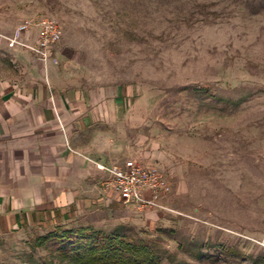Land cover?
<instances>
[{
	"label": "rangeland",
	"instance_id": "1",
	"mask_svg": "<svg viewBox=\"0 0 264 264\" xmlns=\"http://www.w3.org/2000/svg\"><path fill=\"white\" fill-rule=\"evenodd\" d=\"M37 14L62 23L48 59L36 31L17 32ZM0 37V79L53 68L63 87L125 94L84 147L171 183L165 207L120 201L63 228L144 238L160 264H264V0H0ZM54 230L1 235L0 264H75L59 240L38 243Z\"/></svg>",
	"mask_w": 264,
	"mask_h": 264
},
{
	"label": "crops",
	"instance_id": "2",
	"mask_svg": "<svg viewBox=\"0 0 264 264\" xmlns=\"http://www.w3.org/2000/svg\"><path fill=\"white\" fill-rule=\"evenodd\" d=\"M27 33L37 40L36 27ZM45 74L0 79V236L53 230L122 205L103 185L109 172L102 164L109 163L82 138L95 123L123 115L125 94L71 89L55 81L53 68Z\"/></svg>",
	"mask_w": 264,
	"mask_h": 264
},
{
	"label": "built area",
	"instance_id": "3",
	"mask_svg": "<svg viewBox=\"0 0 264 264\" xmlns=\"http://www.w3.org/2000/svg\"><path fill=\"white\" fill-rule=\"evenodd\" d=\"M34 27L37 28L35 49L48 59L50 50L62 38V23L56 15H30L22 19L17 32L27 33ZM102 166L109 172L103 185L116 192L123 204L138 208L165 207L163 201L172 187L157 167L143 166L135 158L127 159L122 164Z\"/></svg>",
	"mask_w": 264,
	"mask_h": 264
},
{
	"label": "trees",
	"instance_id": "4",
	"mask_svg": "<svg viewBox=\"0 0 264 264\" xmlns=\"http://www.w3.org/2000/svg\"><path fill=\"white\" fill-rule=\"evenodd\" d=\"M57 239L64 257L75 264H160L156 249L144 238L131 239L112 235L91 226L65 229L58 226L47 235L39 236L38 243ZM40 264H55L44 261Z\"/></svg>",
	"mask_w": 264,
	"mask_h": 264
}]
</instances>
